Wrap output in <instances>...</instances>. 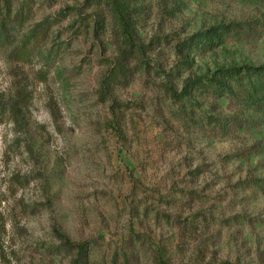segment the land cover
I'll return each mask as SVG.
<instances>
[{
    "label": "rangeland",
    "instance_id": "374dc122",
    "mask_svg": "<svg viewBox=\"0 0 264 264\" xmlns=\"http://www.w3.org/2000/svg\"><path fill=\"white\" fill-rule=\"evenodd\" d=\"M10 19L0 264H71L56 230L91 264H264V91L225 73L264 64V0H19Z\"/></svg>",
    "mask_w": 264,
    "mask_h": 264
},
{
    "label": "trees",
    "instance_id": "16d2710c",
    "mask_svg": "<svg viewBox=\"0 0 264 264\" xmlns=\"http://www.w3.org/2000/svg\"><path fill=\"white\" fill-rule=\"evenodd\" d=\"M19 0H0V40L3 42L6 33L11 26L15 23L10 19L12 5ZM18 20V19H16ZM119 21L122 26L126 27V21L119 16ZM12 24V25H11ZM49 28H45L42 24L38 25L37 28L33 29L25 38V43L22 44L18 49L20 57L23 59H29L33 53L36 52L37 46L43 41V38L48 34ZM16 52V51H14ZM229 77L242 80L244 78H253L254 82H251V86L255 88L259 87L260 91H264V64L260 66L243 65L239 67L229 68L225 72ZM204 78L197 77L191 84L199 85L202 83ZM258 91H255V93ZM264 114V101L261 103ZM261 109V110H262ZM56 237L61 243L58 245L59 252L64 251L70 254L73 258L71 264H91L89 251L90 245L88 242H72L59 230H56ZM56 248V249H57ZM155 264H169L165 259V256L157 255L154 259ZM229 264V263H222Z\"/></svg>",
    "mask_w": 264,
    "mask_h": 264
}]
</instances>
